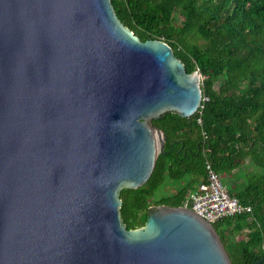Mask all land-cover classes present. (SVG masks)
<instances>
[{
  "label": "water",
  "instance_id": "obj_1",
  "mask_svg": "<svg viewBox=\"0 0 264 264\" xmlns=\"http://www.w3.org/2000/svg\"><path fill=\"white\" fill-rule=\"evenodd\" d=\"M201 99L198 69L110 0H0V264H232L189 208L130 229L118 211L163 152L151 120Z\"/></svg>",
  "mask_w": 264,
  "mask_h": 264
},
{
  "label": "trees",
  "instance_id": "obj_2",
  "mask_svg": "<svg viewBox=\"0 0 264 264\" xmlns=\"http://www.w3.org/2000/svg\"><path fill=\"white\" fill-rule=\"evenodd\" d=\"M110 2L140 40H164L186 72L198 69L202 94L193 114L151 120L166 136L163 152L144 183L119 191L120 219L137 228L148 207L181 206L208 162L229 195L250 206L212 222L228 257L264 264V0Z\"/></svg>",
  "mask_w": 264,
  "mask_h": 264
},
{
  "label": "built area",
  "instance_id": "obj_3",
  "mask_svg": "<svg viewBox=\"0 0 264 264\" xmlns=\"http://www.w3.org/2000/svg\"><path fill=\"white\" fill-rule=\"evenodd\" d=\"M205 169V181L199 183L188 194L181 206L191 209L210 223L223 216L250 211V206L242 205L236 197L229 195L208 162Z\"/></svg>",
  "mask_w": 264,
  "mask_h": 264
},
{
  "label": "rangeland",
  "instance_id": "obj_4",
  "mask_svg": "<svg viewBox=\"0 0 264 264\" xmlns=\"http://www.w3.org/2000/svg\"><path fill=\"white\" fill-rule=\"evenodd\" d=\"M171 185H172V183L169 185V187L168 188H166L165 189V187H162V189H160V191L159 192H162V193H166L167 191H170V187H171Z\"/></svg>",
  "mask_w": 264,
  "mask_h": 264
}]
</instances>
